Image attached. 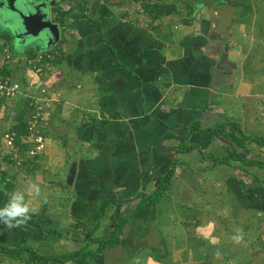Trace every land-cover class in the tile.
Masks as SVG:
<instances>
[{
    "label": "crops",
    "instance_id": "crops-1",
    "mask_svg": "<svg viewBox=\"0 0 264 264\" xmlns=\"http://www.w3.org/2000/svg\"><path fill=\"white\" fill-rule=\"evenodd\" d=\"M188 1L191 10L178 3V12L154 21L113 0L56 2L51 18L61 36L52 46L14 45L0 21L18 61L0 73L19 79L26 94L0 101V207L21 190L33 209L18 227L0 222V244L45 256L77 251L89 236L113 230L173 170L160 201L143 206L120 243L92 261L264 264V176L246 179L228 153L243 149L217 132L220 122L234 121L247 135H264V0ZM35 47V56L53 60L43 74L25 65ZM42 88L49 97L39 122L46 147L31 157L24 137L26 150L10 153L4 134L14 129L23 99L32 111L30 98ZM246 147L264 161V147ZM104 201L110 203L96 223ZM252 212L262 227L254 218L252 227ZM240 229L237 244L231 237Z\"/></svg>",
    "mask_w": 264,
    "mask_h": 264
},
{
    "label": "trees",
    "instance_id": "trees-1",
    "mask_svg": "<svg viewBox=\"0 0 264 264\" xmlns=\"http://www.w3.org/2000/svg\"><path fill=\"white\" fill-rule=\"evenodd\" d=\"M109 1V0H106ZM136 2L140 1L142 3L143 13L152 21L162 18L166 15H171L175 12H178V7L175 3L172 2H161L159 0H135ZM187 8L191 10L192 7L189 2L186 3ZM57 9V8H56ZM0 36L4 37L5 45H9V49L14 52L13 44H12V35L9 32H2L0 30ZM4 46H1L2 49ZM40 49L37 47L32 48L27 51L29 57L33 58L36 57V53H38ZM53 61L48 54H45L43 57V62L46 63ZM22 107L18 109L16 114V124L14 129L18 132L16 143L19 146L20 151L26 150L28 147L26 142H22L24 137H27V122L30 117V108L29 100L23 99ZM226 127H229L230 130H227ZM217 132L227 140H230L236 147L243 149L242 152H238L236 149L232 150L228 148L229 158L235 159L238 161V167L242 169L244 172L249 173L250 170L247 169L248 167L252 166H259L264 168V161L263 160H256L248 158L246 155V151L248 148L246 147V142L253 141L258 143L260 146L264 147V135L257 136V135H247L242 132L239 124L234 121H226L220 122L219 129ZM224 158L217 159V163L226 162ZM247 167V168H246ZM173 175V170L169 173L164 175L158 185L156 186L155 190L147 195L142 197V200L138 203L137 207L129 214L124 216H120L117 221L115 228L111 230L108 234L104 236L95 237L89 236L86 239L83 247L77 251H73L66 254H57V255H41L36 252L30 246H22V247H7L0 244V252L6 256H9L16 260L24 261L26 264H48L50 261H60V262H70L74 261L75 264H89L90 261L100 254H102L106 249L113 247L120 243L121 235L124 230L125 224L145 205L148 203L156 204L160 201V199L166 193L171 178ZM110 202L104 201L100 204L98 211L95 214V221L98 223L104 216L106 212V208L108 207ZM97 243L98 247L90 248V244ZM27 253V257H24L23 254Z\"/></svg>",
    "mask_w": 264,
    "mask_h": 264
},
{
    "label": "built area",
    "instance_id": "built-area-1",
    "mask_svg": "<svg viewBox=\"0 0 264 264\" xmlns=\"http://www.w3.org/2000/svg\"><path fill=\"white\" fill-rule=\"evenodd\" d=\"M43 55H37L33 58H27L25 61L26 68L32 70L37 74H43L46 71V65L43 62ZM16 62L17 59L8 47L3 49V57L0 60V66H4L6 62ZM18 63V61L16 62ZM46 67V68H45ZM22 83L19 79L12 76L4 75L0 73V101L11 100L16 96L26 97L25 92L21 90ZM47 90L45 88L41 89L40 95L31 96L30 105L32 106V111L30 112V117L27 122V139L31 142V146L28 149V153L31 157H36L40 154L46 147L45 136L40 128L39 122L41 120L42 114L45 110V105L49 101V97L46 96ZM18 132L15 129H8L4 134V142L6 147L11 151L10 153H17L19 151V146L16 143Z\"/></svg>",
    "mask_w": 264,
    "mask_h": 264
},
{
    "label": "water",
    "instance_id": "water-1",
    "mask_svg": "<svg viewBox=\"0 0 264 264\" xmlns=\"http://www.w3.org/2000/svg\"><path fill=\"white\" fill-rule=\"evenodd\" d=\"M64 1L66 0H10V14L5 15L2 21L11 29L15 41H34L42 46H52L60 39L61 27L52 21L51 11L56 2ZM73 175L74 172L72 177Z\"/></svg>",
    "mask_w": 264,
    "mask_h": 264
},
{
    "label": "rangeland",
    "instance_id": "rangeland-1",
    "mask_svg": "<svg viewBox=\"0 0 264 264\" xmlns=\"http://www.w3.org/2000/svg\"><path fill=\"white\" fill-rule=\"evenodd\" d=\"M109 1H111V0H109ZM159 1H161V2H172L175 4H178V3L186 4L187 2H189L188 0H159ZM112 3H114V4H120L121 3L123 5H128L130 10L134 11L133 14L137 13V15H138V13H142L143 8H142V3L140 1H138L137 4L140 3L141 6L140 5L138 6L137 4H135V0H113ZM134 6H135V8H134ZM10 10H11L10 0L9 1L8 0H0V21L1 22L5 23V21H2L3 17H5V15L10 14ZM17 43H18L17 41L16 42L14 41V45H17ZM15 48H17V46H15ZM45 140H46V138H45ZM245 153L248 157L253 158V151L252 150L248 149ZM250 172L249 173L244 172V173H246L245 175H248V177H246L245 175H243V173L241 171H239V173L242 176H245V178L249 179V180H251L254 177V174L264 176V168H261V167L260 168L254 167L253 170L250 169ZM251 216H252L250 218L251 222H252V218H254L253 220L257 222L258 226L262 227L263 219L257 216V212H252ZM242 225L243 224L240 222L239 226H242ZM252 227H255L253 222H252ZM97 235H100V233H98ZM83 245H84V243L81 244L80 246H78V248H82ZM58 250L59 249H57V252H56L58 254L65 252V250L64 251L63 250L58 251ZM65 253H69V252H65ZM52 254H55V249L52 251ZM16 262H18V261H16V259H13L9 256L1 254L0 264H3V263H5V264H16ZM70 264H75V263H70ZM89 264H96V262L94 260L93 261L91 260V262Z\"/></svg>",
    "mask_w": 264,
    "mask_h": 264
},
{
    "label": "clouds",
    "instance_id": "clouds-1",
    "mask_svg": "<svg viewBox=\"0 0 264 264\" xmlns=\"http://www.w3.org/2000/svg\"><path fill=\"white\" fill-rule=\"evenodd\" d=\"M33 188L34 195L39 196V188L35 186ZM32 210L29 203L25 200V193L17 190L11 193L7 203L0 207V222L4 223L8 228L18 227L30 219L29 213ZM231 239L237 244L242 243L244 240L243 230H238L237 234L232 236Z\"/></svg>",
    "mask_w": 264,
    "mask_h": 264
}]
</instances>
